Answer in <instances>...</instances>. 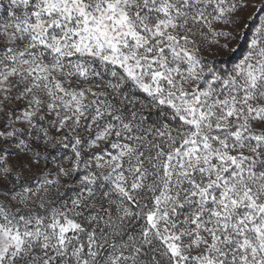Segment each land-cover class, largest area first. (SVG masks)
<instances>
[{
	"label": "snow or ice",
	"instance_id": "6c2138e0",
	"mask_svg": "<svg viewBox=\"0 0 264 264\" xmlns=\"http://www.w3.org/2000/svg\"><path fill=\"white\" fill-rule=\"evenodd\" d=\"M0 264H264V0H0Z\"/></svg>",
	"mask_w": 264,
	"mask_h": 264
}]
</instances>
